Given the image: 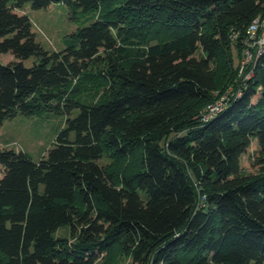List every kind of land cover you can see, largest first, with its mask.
Listing matches in <instances>:
<instances>
[{
  "label": "trees",
  "instance_id": "trees-1",
  "mask_svg": "<svg viewBox=\"0 0 264 264\" xmlns=\"http://www.w3.org/2000/svg\"><path fill=\"white\" fill-rule=\"evenodd\" d=\"M54 3L94 14L59 51L17 11ZM258 15L264 0H0V129L65 115L39 160L0 148V264H264V52L240 71Z\"/></svg>",
  "mask_w": 264,
  "mask_h": 264
},
{
  "label": "rangeland",
  "instance_id": "rangeland-1",
  "mask_svg": "<svg viewBox=\"0 0 264 264\" xmlns=\"http://www.w3.org/2000/svg\"><path fill=\"white\" fill-rule=\"evenodd\" d=\"M17 11L28 14L37 41L45 48L56 51L66 48L73 41V33L90 24L94 17L93 13L72 8L67 3H54L48 8L39 10L27 6ZM234 55L236 58V52ZM12 59L11 53L0 54V63H7ZM33 61L34 58L31 57L25 61V64L30 66ZM90 72L94 74L96 70L92 68ZM93 79H88L80 86L78 98L82 102H96L100 97L102 90L97 91L99 79L97 81ZM64 124L65 115L53 112H43L34 116L18 114L7 120L0 129V148L21 150L28 153L34 160H39L55 144L57 135ZM257 149V142L253 141L249 152L242 156L241 164L245 172L257 171L254 166V154ZM111 161L110 157H106L102 163ZM64 233L66 230L63 229L59 232V234ZM125 261L123 260L121 264Z\"/></svg>",
  "mask_w": 264,
  "mask_h": 264
},
{
  "label": "built area",
  "instance_id": "built-area-1",
  "mask_svg": "<svg viewBox=\"0 0 264 264\" xmlns=\"http://www.w3.org/2000/svg\"><path fill=\"white\" fill-rule=\"evenodd\" d=\"M243 44L246 45V47L243 51V57L240 64L241 72L264 52V15H258L254 18L247 29ZM225 97L226 94L217 100L216 103L208 107V113L205 116L206 118L212 117L223 109L226 104V102H223Z\"/></svg>",
  "mask_w": 264,
  "mask_h": 264
}]
</instances>
